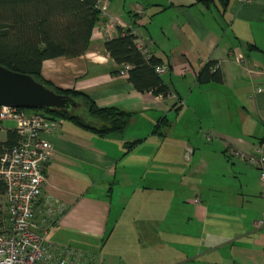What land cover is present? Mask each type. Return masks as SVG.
<instances>
[{
  "label": "crops",
  "instance_id": "obj_1",
  "mask_svg": "<svg viewBox=\"0 0 264 264\" xmlns=\"http://www.w3.org/2000/svg\"><path fill=\"white\" fill-rule=\"evenodd\" d=\"M104 1L86 52L45 59L42 75L128 111V122L102 134L66 119L43 135L53 149L36 211L47 197L64 208L50 238L94 252L91 264H260L264 186L235 151L264 139V0ZM118 26L167 65L168 94L118 72L104 47ZM209 62L222 79L200 82Z\"/></svg>",
  "mask_w": 264,
  "mask_h": 264
},
{
  "label": "trees",
  "instance_id": "obj_2",
  "mask_svg": "<svg viewBox=\"0 0 264 264\" xmlns=\"http://www.w3.org/2000/svg\"><path fill=\"white\" fill-rule=\"evenodd\" d=\"M98 2L99 0H0V63L29 73L57 92L70 94L78 100V105L72 109L35 110L53 117L62 116L82 127L105 134L123 130L128 122L129 112L118 107H99L84 91L57 87L42 75L45 59L61 55L75 57L86 52L94 27L102 14ZM136 40L137 35L131 28L118 26V35L107 38L104 47L120 65L118 72L123 64L131 65L129 79L138 89L168 94L170 88L155 68L163 62L154 55L146 58ZM213 64L209 62L199 71L200 82L208 81L211 77L222 79L218 68L210 72ZM79 105H84L86 110H78ZM25 109L31 110L28 107ZM2 129L3 120L0 117V164L2 154L14 147L20 139L14 127L6 130L5 138L2 137ZM141 140L135 139L125 144L131 149ZM5 189V182L0 176V192L5 193ZM1 227L0 219V229Z\"/></svg>",
  "mask_w": 264,
  "mask_h": 264
},
{
  "label": "built area",
  "instance_id": "obj_3",
  "mask_svg": "<svg viewBox=\"0 0 264 264\" xmlns=\"http://www.w3.org/2000/svg\"><path fill=\"white\" fill-rule=\"evenodd\" d=\"M98 6L105 14L106 2L99 0ZM111 22L118 23V18L111 17ZM136 42L149 59L152 54L144 40L137 35ZM238 59L242 61L243 56ZM218 66L215 63L212 68ZM130 67L129 63L123 64L119 73L128 75ZM155 68L159 74L167 71L164 63ZM0 117L3 124L7 119L13 120V127L20 137L19 142L1 156L0 174L6 185L10 226L0 229V264H91L94 252L54 241L49 236L51 227L64 211L63 206L47 197L42 214L38 215L36 211V203L47 181L46 165L53 149V143L43 135L58 128L66 118L8 105H1ZM235 154L260 169L264 186V139L252 152L237 150ZM253 224L256 228L264 227V212ZM260 264H264V260Z\"/></svg>",
  "mask_w": 264,
  "mask_h": 264
},
{
  "label": "water",
  "instance_id": "obj_4",
  "mask_svg": "<svg viewBox=\"0 0 264 264\" xmlns=\"http://www.w3.org/2000/svg\"><path fill=\"white\" fill-rule=\"evenodd\" d=\"M0 105L72 109L78 100L70 94L57 92L33 75L0 63Z\"/></svg>",
  "mask_w": 264,
  "mask_h": 264
},
{
  "label": "rangeland",
  "instance_id": "obj_5",
  "mask_svg": "<svg viewBox=\"0 0 264 264\" xmlns=\"http://www.w3.org/2000/svg\"><path fill=\"white\" fill-rule=\"evenodd\" d=\"M82 106H84V105L78 106L77 107L78 110L83 111L84 108ZM28 109H31V110L34 109L35 110L36 108H28ZM5 122H6V120H5ZM163 195H165V193ZM166 195L169 196L170 194H166ZM132 210L133 209H131V213L128 215V220L135 219L136 215L133 213L134 211H132ZM137 218L138 217L136 216V219ZM0 219L2 220V227L1 228H3V229L9 228L10 220H9V216H8V204H7V199H6L4 192L3 193L0 192ZM103 254L105 255V249L103 250ZM109 259L110 258H108L104 264H123L119 259H115V258H111L110 260Z\"/></svg>",
  "mask_w": 264,
  "mask_h": 264
}]
</instances>
